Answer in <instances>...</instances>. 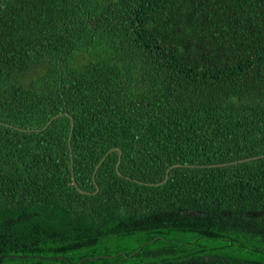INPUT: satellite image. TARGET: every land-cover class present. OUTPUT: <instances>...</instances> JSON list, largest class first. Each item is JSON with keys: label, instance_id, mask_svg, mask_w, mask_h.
I'll use <instances>...</instances> for the list:
<instances>
[{"label": "trees", "instance_id": "16d2710c", "mask_svg": "<svg viewBox=\"0 0 264 264\" xmlns=\"http://www.w3.org/2000/svg\"><path fill=\"white\" fill-rule=\"evenodd\" d=\"M0 260L264 264V0H0Z\"/></svg>", "mask_w": 264, "mask_h": 264}, {"label": "water", "instance_id": "95a60500", "mask_svg": "<svg viewBox=\"0 0 264 264\" xmlns=\"http://www.w3.org/2000/svg\"><path fill=\"white\" fill-rule=\"evenodd\" d=\"M67 116H69L68 114H67ZM58 117H55L50 123H52L54 120H56ZM49 123V124H50ZM73 129H74V121H73V119H72V130H71V133L73 132ZM113 152H118L119 153V161H118V165H117V172L119 173V167H120V165H121V161H122V156H123V152L120 150V149H113L112 151H110L109 153H107V155L103 158V160L101 161V163L98 165V167H97V169H99L100 168V166L103 164V162L106 160V158H107V156H109L111 153H113ZM262 158V157H261ZM257 159H259V158H254V159H247V160H243V161H240L239 163H244V162H249V161H254V160H257ZM237 163H231V164H223V165H218V166H208L207 168H217V167H225V166H228V165H236ZM181 166L180 165H175V166H173V167H171V168H169L168 170H167V172H166V178H165V180L162 182V183H160V184H157V185H147V186H152V187H154V186H158V187H160V186H163V185H165L166 183H167V181H168V179H169V176H170V172H171V170H173V169H175V168H180ZM191 168H196V167H191ZM72 176H73V186L77 189V191L80 193V194H83V195H85V194H88V193H85V192H83L80 188H79V186H78V184H77V182H76V180H75V177H74V173H73V167H72ZM63 260H66V259H64L63 258ZM0 262H1V260H0Z\"/></svg>", "mask_w": 264, "mask_h": 264}]
</instances>
